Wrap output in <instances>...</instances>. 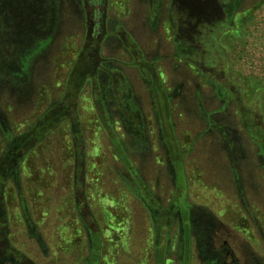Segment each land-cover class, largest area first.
<instances>
[{
	"label": "rangeland",
	"instance_id": "374dc122",
	"mask_svg": "<svg viewBox=\"0 0 264 264\" xmlns=\"http://www.w3.org/2000/svg\"><path fill=\"white\" fill-rule=\"evenodd\" d=\"M0 1V264H264V0Z\"/></svg>",
	"mask_w": 264,
	"mask_h": 264
},
{
	"label": "trees",
	"instance_id": "16d2710c",
	"mask_svg": "<svg viewBox=\"0 0 264 264\" xmlns=\"http://www.w3.org/2000/svg\"><path fill=\"white\" fill-rule=\"evenodd\" d=\"M21 2H23V0H21ZM156 2V0H155ZM2 4V1H0V6ZM156 4V3H155ZM156 6V5H155ZM236 7V5H235ZM238 7V6H237ZM237 8H235L234 10L236 11ZM239 10V9H238ZM237 10V11H238ZM243 11V10H241ZM232 17V16H231ZM26 35L23 37L25 38ZM32 39H33V34L31 35ZM26 39V38H25ZM16 53L17 52H23L22 54H16L15 53V57L14 56H10L11 58H19V60L21 61V68H20V71L21 72H24L26 71V69L28 68L30 62H31V58L33 57V47H30V46H26V47H22L21 49H16L15 51ZM2 62H0V68H2ZM2 73L0 72V78H2ZM113 98V97H112ZM258 95H257V101H258ZM171 100L172 98L171 97H166L165 101H167V105L168 107L171 106ZM127 102L130 104V106H128L129 104H126V106L122 105L120 107L117 108L118 111L122 112L123 111V114H121V118L122 119V122L128 126V120L127 118L125 117V115H132L131 118L133 119H138L140 117V114L139 113V110L137 108L136 105L132 104L131 101L129 99H127ZM135 106V107H131V106ZM108 108V107H107ZM252 108L249 109V107H247V105L243 102V99L241 97L240 98H237V101L235 102V105L233 107V111L235 114L239 113V115H241V113L244 115V114H250L252 111ZM141 113V112H140ZM246 117V116H244ZM236 118V117H235ZM239 118V119H238ZM237 122H241V119L240 117H237L236 119ZM243 121H246V118ZM234 122V121H232ZM232 124L231 122H226L225 121V125L226 127H228V129L230 128L232 131L234 130V127L233 125L230 126V124ZM237 124V123H236ZM112 127V129H114L113 127V124L110 125ZM129 127V126H128ZM230 130V131H231ZM118 135H116L115 137L117 138ZM227 138V137H226ZM112 145L114 146V150L112 151V157L117 160V158L121 159V161L124 163V165L128 168V170H130V172L132 173V175H135V176H138L137 175V172L134 168H132V162L130 160V158L127 156L126 154V151H125V148L124 146L122 145V143L120 141H118L117 139L116 140H112ZM29 148H27L25 146V143H21V148L18 147V150H17V153H13L11 156H10V165H18V170L20 171L19 172V175L20 173H24L25 171V163H26V156L28 154V150ZM9 154V153H8ZM2 161L0 162V165H1ZM17 168V166H16ZM1 180V178H0ZM3 180H1L0 182H2ZM137 185L135 188H134V192L136 194V196L140 199V196H145L144 194V188H143V185L142 183L139 181L138 179V182H137ZM143 190V192H142ZM26 200H28V197L25 195V193H22ZM149 204V203H147ZM0 208H1V205H0ZM148 208V211L151 212V214H153V216L155 215V212L154 210H152L150 207H147ZM2 209V208H1ZM4 218V213L0 210V228L2 226H5L4 223L2 222ZM1 230V229H0ZM33 231H31L32 233ZM38 233V232H37ZM33 234V233H32ZM216 238V235L214 234H210V239H211V245L214 246V239L213 238ZM100 240V239H99ZM43 242L45 243V239H43ZM92 254H90L89 258L87 259V264H103L102 260H103V254H104V249L105 248V245L103 243H100V241H98L97 239H95V243L92 245ZM217 252V251H216ZM13 257L14 259L16 260L15 262L16 263H19V264H26L27 261H25L24 257L18 255L17 253H14L13 252ZM93 256V257H92ZM220 256V255H219ZM207 257V256H206ZM209 257V256H208ZM207 257V259H208ZM221 257V256H220ZM210 259H208V261L206 262V264H218V263H221V260L220 258H216V257H209ZM213 258H216L215 261L213 260ZM219 261V262H218Z\"/></svg>",
	"mask_w": 264,
	"mask_h": 264
},
{
	"label": "flooded vegetation",
	"instance_id": "af4514ba",
	"mask_svg": "<svg viewBox=\"0 0 264 264\" xmlns=\"http://www.w3.org/2000/svg\"><path fill=\"white\" fill-rule=\"evenodd\" d=\"M219 235L216 234L217 240L220 239ZM222 249L226 253L227 258H225L224 260H221V263H218V264H244L243 260L240 261V259L235 257L234 252L229 248V244H227V242L223 244ZM221 256H222V252H221ZM230 256L231 258L229 259Z\"/></svg>",
	"mask_w": 264,
	"mask_h": 264
}]
</instances>
